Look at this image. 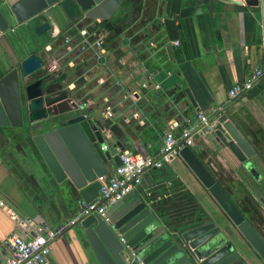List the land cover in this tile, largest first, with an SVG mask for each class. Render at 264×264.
<instances>
[{
    "label": "crops",
    "instance_id": "crops-1",
    "mask_svg": "<svg viewBox=\"0 0 264 264\" xmlns=\"http://www.w3.org/2000/svg\"><path fill=\"white\" fill-rule=\"evenodd\" d=\"M124 5L116 13L110 40H103V30L87 36L102 39V56L80 52L86 70L95 72L94 98L89 89L90 96L69 101L72 85L55 82L48 88L54 108L79 110L100 127L103 144L112 146L118 155L154 157L166 131L178 136L193 129L189 148L264 243V82L232 102L227 99L233 85L264 63V0H125ZM40 6V1H27L19 11L21 22H15L0 0L9 25L0 34L2 75L33 53L43 63L37 75L52 72L56 77L51 46L61 31L66 32L65 39L80 44L81 37L76 36L85 31L82 27L88 25L90 30L100 23L84 20L70 0L41 12ZM62 9V18L56 16ZM127 17L130 22L125 29ZM43 23L49 30L37 34L35 29ZM61 56L53 53L54 58ZM67 66L72 68L73 62ZM85 75L87 86L90 78ZM219 112L231 117L252 148L255 177L241 169L227 150H216L207 140L196 115L212 123ZM26 147L18 129L0 133V262L9 255L10 237H34L43 227L63 225L75 216L81 201L76 191L68 193L52 177L46 181L42 164L27 155ZM165 164L168 171L146 172L135 191L152 193L170 222L183 217L212 218L239 254L248 258V264H263L248 252L244 240L179 157L170 156ZM50 249L46 264H97L78 223L59 234Z\"/></svg>",
    "mask_w": 264,
    "mask_h": 264
},
{
    "label": "water",
    "instance_id": "water-1",
    "mask_svg": "<svg viewBox=\"0 0 264 264\" xmlns=\"http://www.w3.org/2000/svg\"><path fill=\"white\" fill-rule=\"evenodd\" d=\"M2 1L15 22H21V7L33 0ZM37 1L41 3V12L61 0ZM70 1L84 20L102 22L125 6V0ZM55 13L60 16L63 9ZM8 27L0 10V34ZM48 30L49 25L43 23L35 32ZM42 67L43 63L31 53L18 67L0 75V128L23 129L27 155L42 164L46 181L50 176L55 183L63 184L68 193L76 191L81 201L91 202L98 196L96 178L111 177V166L119 165V155L112 146L103 144L100 127L79 110L59 112L46 102L49 87L45 86V76L37 75ZM33 75L39 77L27 83ZM211 120L207 140L216 150H227L241 169L255 177L254 152L231 117L219 112ZM177 156L244 240L249 251L246 250L264 264L263 241L191 149L183 147ZM163 168L168 171L166 164ZM183 218L168 221L152 193L134 190L107 206L103 217L88 215L78 224L97 264H248V258L241 256L222 232L220 223L203 216ZM239 248L245 252L243 246Z\"/></svg>",
    "mask_w": 264,
    "mask_h": 264
},
{
    "label": "built area",
    "instance_id": "built-area-1",
    "mask_svg": "<svg viewBox=\"0 0 264 264\" xmlns=\"http://www.w3.org/2000/svg\"><path fill=\"white\" fill-rule=\"evenodd\" d=\"M80 35L82 38L80 48L82 50H89L97 58L102 56L101 40L88 39V35L84 31ZM65 42L67 43L68 40H65ZM173 44L179 46L178 42ZM263 82L264 63L254 68L242 83L233 85L227 91L228 101L232 102L238 99L255 85ZM109 110V107L105 109L108 116H110ZM196 119L205 131L210 129V122L205 116L198 113ZM192 131L193 129L188 128L178 136L172 130L166 131L154 157H145L134 153H121L119 155V165L114 168L113 175L111 177L102 176L96 178L99 188L98 196L95 200L91 202L80 201L75 216L57 228L43 227L38 230V234L34 237L18 235L10 237L8 240L9 255L0 264H46L51 250L50 246L59 234L88 215L95 214L103 217L106 207L134 191L139 186L141 178L146 172L163 168L170 156L177 155L178 151L183 147H189L191 145ZM131 259H134L132 254ZM136 261L138 262L137 259Z\"/></svg>",
    "mask_w": 264,
    "mask_h": 264
},
{
    "label": "rangeland",
    "instance_id": "rangeland-1",
    "mask_svg": "<svg viewBox=\"0 0 264 264\" xmlns=\"http://www.w3.org/2000/svg\"><path fill=\"white\" fill-rule=\"evenodd\" d=\"M116 16H117V14H115L114 17H111V19L108 21H104V22L99 21L100 23H99L98 27H96L94 29L89 30L87 27L88 25H85L82 27L85 29V31L80 30L79 32L81 33L82 31H84V32H86V34L88 36H91L92 34L98 35L96 32L103 30L104 31V34L102 35L103 40L104 39L110 40V38L112 36V30L116 24V23H114V20H116L115 19ZM59 17H61V15ZM128 19H129V17H127L123 23V24H125V27H124L125 29H126V27H128L127 23L130 22ZM75 30H77V29L73 28V31H75ZM91 30H93V31H91ZM63 32H65V31H61L62 34L60 35L59 38L56 39L57 43H55V46L54 47L51 46V49L54 48L53 51H51V67H53V64H54L56 71L58 72L56 77H54L53 75L51 77H52V79H54L56 84L61 85L62 82L65 81V83L72 85L73 91H71V95H67V97H68L69 101H72L75 103L80 98L83 99V97L86 94H89V96H90V90L89 89L93 90L94 81H95L96 77H95L94 71L86 70L87 68L85 65L86 62L84 60V56L80 53V52H82V50L80 48L81 43L80 44H79V42L75 43L76 41L72 40V39H70V40L67 38L65 39L66 32H65V34ZM71 33L74 34L72 31H71ZM80 33L77 36L74 34V36L81 37ZM64 39L68 40V42L66 43ZM80 39L82 42V38H80ZM96 39L101 40V42H102L101 47H102V49H104L103 46H105V45L103 44L102 39L101 38H96ZM68 50H69V52H67ZM56 52H58V55H62V56L60 58H54L53 53H56ZM70 61L73 62L72 68L67 66ZM83 66H84V68H82ZM7 67H10V65H7ZM85 74L88 75V78H90V82H91L90 83L88 81L87 86H85L83 84V79L86 78ZM92 82H93V84H92ZM92 93H93V98H94L95 90H93Z\"/></svg>",
    "mask_w": 264,
    "mask_h": 264
},
{
    "label": "flooded vegetation",
    "instance_id": "flooded-vegetation-1",
    "mask_svg": "<svg viewBox=\"0 0 264 264\" xmlns=\"http://www.w3.org/2000/svg\"><path fill=\"white\" fill-rule=\"evenodd\" d=\"M6 62V61H5ZM11 69V68H10ZM53 75V73L51 72L50 74H44L43 76H45V79H46V85L45 86H48V87H51V85H53V84H55V81H54V79H52V76ZM54 76V75H53ZM39 76H31V77H29L28 79H27V83H29V82H32V81H34V80H36L37 78H38ZM45 99H46V102H48V103H54V100H53V98L51 97V93H49L46 97H45ZM55 111H58L57 109H55ZM27 126V125H26ZM3 130H5L4 128H0V133L3 131ZM18 131H21V133H25V131L23 130V129H18Z\"/></svg>",
    "mask_w": 264,
    "mask_h": 264
},
{
    "label": "trees",
    "instance_id": "trees-1",
    "mask_svg": "<svg viewBox=\"0 0 264 264\" xmlns=\"http://www.w3.org/2000/svg\"><path fill=\"white\" fill-rule=\"evenodd\" d=\"M0 75H1V73H0ZM201 213V210H199V212H198V214H200ZM201 215V214H200Z\"/></svg>",
    "mask_w": 264,
    "mask_h": 264
}]
</instances>
